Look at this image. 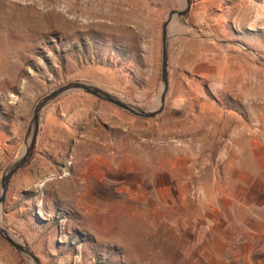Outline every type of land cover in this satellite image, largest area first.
Instances as JSON below:
<instances>
[{
    "label": "rangeland",
    "instance_id": "374dc122",
    "mask_svg": "<svg viewBox=\"0 0 264 264\" xmlns=\"http://www.w3.org/2000/svg\"><path fill=\"white\" fill-rule=\"evenodd\" d=\"M163 1L164 20L182 4ZM108 5L0 0V176L22 151L37 100L69 80L155 104L160 73L149 83L146 67L124 62L141 48L122 0L110 2L122 38L107 69ZM168 35L157 116L80 91L43 110L33 157L11 177L2 209L41 264H264V0H192ZM72 95L126 119L68 114ZM0 264L29 263L0 237Z\"/></svg>",
    "mask_w": 264,
    "mask_h": 264
},
{
    "label": "water",
    "instance_id": "95a60500",
    "mask_svg": "<svg viewBox=\"0 0 264 264\" xmlns=\"http://www.w3.org/2000/svg\"><path fill=\"white\" fill-rule=\"evenodd\" d=\"M179 9L170 10L162 24V46H161V68H160V90L151 108H142L137 104L125 100L106 89L83 80H69L41 96L35 103L29 118L24 138L23 148L19 156L6 165L0 176V237L11 245L19 255L29 264H41L39 258L32 252L28 245L17 235L12 233L2 223V209L4 207L8 184L11 177L24 166L32 156L36 136L43 110L58 97L73 91H80L93 97L111 103L135 116L150 118L157 116L163 109L166 92L168 89V27L175 17L181 20L185 18L190 10L192 0H181Z\"/></svg>",
    "mask_w": 264,
    "mask_h": 264
},
{
    "label": "crops",
    "instance_id": "0c3cea01",
    "mask_svg": "<svg viewBox=\"0 0 264 264\" xmlns=\"http://www.w3.org/2000/svg\"><path fill=\"white\" fill-rule=\"evenodd\" d=\"M106 1L109 2V5L107 6L108 18H112L113 25H104L101 28L100 38L101 43L107 47V52L105 53L106 59L104 58V62L106 61L105 64L107 65V69H109L108 67L111 64L115 65L121 56L117 52L120 53L119 43L120 38L122 37L120 29L116 26L118 23V16L121 11L115 10L113 6L110 5V2H113L114 0ZM122 1L129 6L126 8L128 10H124L123 15L129 19L128 25L132 34L134 29H136L139 33L136 37L140 38L138 45L141 48V51L135 54H133L132 51H128V53H126V58H128V60L125 59L124 62L131 65H143L144 68L146 67V69L150 72V83V81L155 80L160 73L162 24L164 22L166 5L163 0H152V2L156 3L153 6L147 5L150 0H139L138 4L136 3L137 0L136 2L133 0ZM136 17H138L135 19L136 21H133V18ZM124 41L126 46L129 47L132 45L133 35L126 36ZM178 51L179 47L176 52L178 53ZM70 101L72 102V111H69L68 114H73L75 116L98 114L101 119L113 125L119 124L121 121L126 119L124 113L117 110L111 104L97 101L90 96L72 95V99ZM46 114L49 113L47 112Z\"/></svg>",
    "mask_w": 264,
    "mask_h": 264
},
{
    "label": "trees",
    "instance_id": "16d2710c",
    "mask_svg": "<svg viewBox=\"0 0 264 264\" xmlns=\"http://www.w3.org/2000/svg\"><path fill=\"white\" fill-rule=\"evenodd\" d=\"M34 148H35V144H34ZM33 151H34V149H33ZM33 154H34V152L32 153V156L29 158L28 162H27L24 166H26L27 164H29V162L31 161V159H32V157H33ZM24 166H23V167H24Z\"/></svg>",
    "mask_w": 264,
    "mask_h": 264
}]
</instances>
